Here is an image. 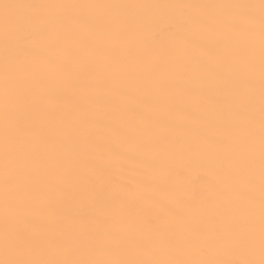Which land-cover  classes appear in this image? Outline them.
Listing matches in <instances>:
<instances>
[{
	"label": "snow or ice",
	"instance_id": "obj_1",
	"mask_svg": "<svg viewBox=\"0 0 264 264\" xmlns=\"http://www.w3.org/2000/svg\"><path fill=\"white\" fill-rule=\"evenodd\" d=\"M0 264H264V0H0Z\"/></svg>",
	"mask_w": 264,
	"mask_h": 264
},
{
	"label": "bare ground",
	"instance_id": "obj_2",
	"mask_svg": "<svg viewBox=\"0 0 264 264\" xmlns=\"http://www.w3.org/2000/svg\"><path fill=\"white\" fill-rule=\"evenodd\" d=\"M104 2L119 3H145V4H167L183 2V0H104ZM208 2V0H200ZM140 25V37L145 47L156 48L168 45L173 34L170 28V12L167 10L157 9L147 12L138 13ZM202 173L199 170H192L191 177L195 185L202 183Z\"/></svg>",
	"mask_w": 264,
	"mask_h": 264
}]
</instances>
